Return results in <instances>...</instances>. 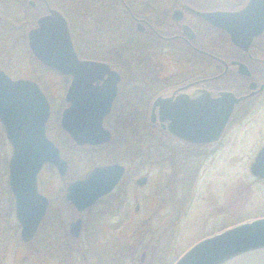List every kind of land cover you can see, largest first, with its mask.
Masks as SVG:
<instances>
[{
	"label": "flooded vegetation",
	"instance_id": "obj_1",
	"mask_svg": "<svg viewBox=\"0 0 264 264\" xmlns=\"http://www.w3.org/2000/svg\"><path fill=\"white\" fill-rule=\"evenodd\" d=\"M134 2L136 4H133L132 0H0V70L14 81H32L41 87L50 103L46 136L60 148L63 159L69 165L68 173L64 177L60 176L56 167L50 164H46L39 173L38 194L48 202L45 214L33 237L27 236L25 239L23 225L18 218L16 199L10 187L13 145L0 119L2 135L0 155L3 156L4 153L8 161L7 171L4 173L7 190L0 189V264H120V257L125 258V255L121 256L118 248L121 238L131 240L138 232L137 227L151 225L152 217L156 215V211L161 210L157 207L158 203L162 210H166L169 205L171 209H176L179 200L174 201L173 198L175 193L181 194L182 188L179 186L187 188L185 182L188 176L190 185L187 191L192 193L200 178L201 169L212 157L228 146L232 132L247 126L245 130L248 131V136L260 134L264 137V130L255 129L256 126H264V121L261 124L257 122L260 115L264 117V33L255 38L249 51L245 52L231 42L225 31L213 27L185 8L190 6L199 10L192 5L181 4L178 0H175L171 8L168 0H134ZM178 10L182 11V19L176 14ZM53 11H58L66 20L72 43L81 60L105 62L90 55L83 56L79 53L82 51L99 52L106 48V50H120L122 42L118 44L116 41H120L122 23L129 24L135 33L145 36L150 50L159 48L165 50L171 46H180L191 53L192 59L181 60L179 63L176 72L179 81L165 83L164 89L155 97L150 94L147 97L149 99L145 104L147 126L162 132L163 138L159 141L161 153L150 154L145 157L146 159L144 158L145 160H140L141 163H145L144 165L138 162L142 157L138 156L135 150L136 130L125 127L137 126L136 115L132 118L130 114V109L136 107L129 98L132 93L136 97L137 92L133 90L135 84L133 83V86L129 84L128 87L132 91L129 90L126 94L129 95L128 97H122L123 85L126 84L127 79L120 67L105 62L121 75L118 94L110 113L104 120V127L111 132L109 142L81 146L62 128L63 112L70 106L66 101V94V107L60 113L57 122L54 121L56 117L53 104L42 86V79L51 73L63 77L67 81L68 91L72 77L43 65L34 55L30 45L31 32L38 29L40 20L51 16ZM122 18L125 21L122 22ZM199 21L212 27L209 43H202L198 39L199 30L202 28L199 26ZM185 25L192 29L193 32H189L192 38L185 33ZM216 29L228 35L226 42L219 43L215 40L214 35L218 32ZM20 49L24 50L25 56H18ZM216 50L220 53L216 54ZM153 79L150 76L147 82L150 89L155 86ZM179 89L183 90L177 92ZM222 92H233L237 98L244 99L235 105L217 141L209 144H191L172 135L167 129L168 122L162 124L159 120L152 121L153 104L160 96L177 98L183 94L196 99L209 94L210 98L216 99ZM139 93L146 98L145 91ZM126 113L130 114L127 118L124 117ZM118 128L125 134L120 135ZM152 141L153 138L147 146L149 153L151 152L149 148L152 149ZM125 142H129L130 148L121 150ZM61 144H68L76 152L83 151L90 154L85 159L88 164L95 162L94 156L98 150L114 145L118 146V150L116 149L114 160L96 164L83 177L79 175L72 179L75 177L71 172L72 161L65 154ZM256 150L249 174L257 180L254 184L258 182L264 184V176L255 175L252 171L257 158L260 155L264 156V144L257 146ZM229 154L230 152L226 151L223 159L227 160ZM178 160L182 163L183 170L187 166L189 169L192 165V171L191 173L189 170L183 171L182 179L174 182L177 175L175 171L178 172L176 166ZM114 164L125 169L115 189L98 199L92 206L78 210L68 199L69 186L73 182L84 180L98 167ZM155 172L158 176L154 175ZM175 183L179 185L176 186ZM156 190L160 193L153 197V191ZM154 200H157L155 204ZM191 203L189 201L186 207L180 203L179 208L185 207L184 211H186ZM38 204L39 202L36 203ZM167 217L168 214H164L161 219H157L158 225H163ZM106 245L109 246L108 260L104 261L102 256L106 253L101 254L99 248ZM128 251L130 252L129 248ZM145 256L146 250L142 253L141 263H144Z\"/></svg>",
	"mask_w": 264,
	"mask_h": 264
},
{
	"label": "water",
	"instance_id": "obj_2",
	"mask_svg": "<svg viewBox=\"0 0 264 264\" xmlns=\"http://www.w3.org/2000/svg\"><path fill=\"white\" fill-rule=\"evenodd\" d=\"M185 8L225 31L231 42L245 52L249 51L254 39L264 33V0H248L243 8L234 11ZM176 14L182 19L181 10ZM184 31L189 35L193 32L187 25ZM30 45L43 65L72 77L66 93L70 106L63 112L62 128L81 146L109 142L111 132L104 127V120L118 94L120 73L108 63L81 60L72 43L68 24L58 11L40 20L38 29L30 34ZM210 97L209 94L196 99L183 94L177 98L160 96L153 104L152 121L168 122L167 129L172 135L191 144L217 141L235 105L244 98H237L233 92H222L216 99ZM49 117L50 103L36 82L14 81L0 70V119L13 145L10 187L25 239L33 237L48 202L38 194L39 173L50 164L64 177L69 168L60 148L46 136ZM252 171L264 176L263 155L257 158ZM124 172V167L117 164L94 169L84 180L69 186V201L80 211L92 206L115 189ZM262 253L264 217L201 239L174 264H237L246 257Z\"/></svg>",
	"mask_w": 264,
	"mask_h": 264
},
{
	"label": "rangeland",
	"instance_id": "obj_3",
	"mask_svg": "<svg viewBox=\"0 0 264 264\" xmlns=\"http://www.w3.org/2000/svg\"><path fill=\"white\" fill-rule=\"evenodd\" d=\"M132 1L133 4H136L134 0ZM168 1L170 2V8L173 7L175 0ZM178 1L181 4L184 3L192 5L199 10L210 11L237 10L242 8L248 0ZM154 4H156V2ZM121 20L122 22L125 21L123 18ZM120 27L122 34H130L129 25L128 28H126V24L122 23ZM125 40L132 43L140 42L139 39L132 37H126ZM142 40L143 43L146 44L141 45L146 48L147 41L144 40V38ZM119 42L120 41L118 40L116 41L118 44ZM129 47L130 46H128V48ZM174 47L176 46H171L170 48L163 50L162 57L158 61L155 60L163 67V78L166 75L171 77V74L176 73L179 67V63H177L178 61L175 58L169 57L176 49H178ZM106 49L99 52H82L86 53L87 55L89 54L90 57L99 60V57L106 55ZM20 50L21 52L18 53V56H25L26 53L24 50ZM116 59L119 64H121L124 76L127 79L126 84L123 85L122 91L124 92L122 97H128L129 95L126 94L129 93V90L132 91V89L128 87L129 84L132 86L133 83L135 84V86H133V90L137 92V96L135 97V94L132 93L129 98L130 101L135 104L136 108L132 107L130 109V114L132 118H134V115H136V125L142 126V123L140 122L141 118L143 117L142 113L146 115L145 119H147V112L145 110L146 100L143 99V94L139 93L137 89L143 85V82L138 83V81H143L145 75L144 73H141L140 69H138L133 64L131 57L119 54L116 56ZM174 76L178 75L174 74ZM177 81H179V79L176 77L175 80L170 82L168 81V83H176ZM42 86L52 101L53 111L56 117L54 121L57 122L58 118L60 117V113L66 107L65 94L67 91V81L65 78L51 73L49 75L47 74L46 77L42 79ZM159 88H161V86ZM151 90L153 91L154 87L151 88ZM155 91L156 93H154ZM147 93L150 94L151 92L148 91ZM152 94L153 97L157 95L156 88ZM130 114L126 113L124 117L127 118L130 116ZM145 121V124L147 125V120ZM263 121L264 117L260 115L257 122L261 124ZM127 123L133 124L131 122ZM137 126L125 127L126 129L129 127L130 129L134 130L137 128ZM247 128L248 127L245 126L243 129L235 130L232 132L233 135L230 131L231 134H229L231 135V139L228 142V146L224 148L227 149L226 151L230 152L228 159H223L226 154L224 149L221 150L222 152L220 151L219 154L212 157L201 169L200 178L191 194L189 191H187V188L190 185V181L187 176V180L185 182V186L187 188L185 189L184 186H179L182 188L181 194L175 193L174 195L173 200H179V205L176 207V209H171V205H169L167 206L166 210H162L160 204L158 203L157 205L159 206L157 207L161 210L156 211V215L154 214L152 217L153 219L151 225L146 224L145 226L142 225L137 227L138 232L136 233V236L131 238V240H122L121 238L119 241L120 246L118 248L121 251V256L125 255V258L120 257V264H128L127 262L130 264H174L185 251H187L191 246L201 239L219 233L239 223L264 217V184L260 182L254 184L257 182V180L249 174L251 161H253L252 158L257 152V146L264 144V137L260 134L248 136V131L245 130ZM255 129L264 130V126H256ZM118 132L120 135L125 134L120 128H118ZM140 132L142 133L143 131L140 130ZM0 136L2 138L1 134ZM124 144L125 145L121 148V150L130 148L128 146L129 142H125ZM61 145L65 149V154L72 161L71 172L75 174V177H72V179L79 175L80 177H83L90 170V168L96 164H102L114 160L116 149L118 150V146L115 145L107 147L106 149L98 150L94 156L96 159L94 160L95 162H89L88 164L85 162V159L90 154H87L83 151L76 152L71 147H69L68 144ZM140 149L141 150L139 151L141 152L143 148L141 147ZM145 159H138V162L141 163L140 160ZM141 164L144 165L145 163ZM181 164L182 163H180L179 160L176 161L178 172L175 171L177 175L173 180L174 182H178L179 179H182L183 171L189 170V173L192 171V165L189 169H187V166L183 170V167L181 168ZM155 173L156 174L154 175L158 176L157 172ZM175 184L176 186L179 185V183ZM158 188H160V186ZM158 193H160L158 190L153 191L152 196L155 197ZM156 201L154 200L153 203L155 204ZM189 201L192 203L190 204V208L188 209L187 213H185L184 209L186 205H188ZM180 203H183L185 206L183 209L179 208L181 205ZM164 214H168L167 220L163 225L159 226L157 219H161ZM128 248L130 252L128 251ZM99 250H101V254L106 253L105 256H102L103 260H108L107 252L109 251V246L106 245L103 248H99ZM144 250H146V256L144 263H141L142 253ZM246 258L247 259L244 258L245 260L243 259V262L237 264H264V253L255 254L250 258Z\"/></svg>",
	"mask_w": 264,
	"mask_h": 264
},
{
	"label": "trees",
	"instance_id": "obj_4",
	"mask_svg": "<svg viewBox=\"0 0 264 264\" xmlns=\"http://www.w3.org/2000/svg\"><path fill=\"white\" fill-rule=\"evenodd\" d=\"M128 25L129 24H126V26H127L126 28H128ZM199 26H202V28L199 30V37H198L199 41L202 43L203 42L209 43V41H210V39H209L210 38V29L212 27H209L208 25L203 24L200 21H199ZM129 28H130L129 29L130 34L124 35L120 32L119 38H120V42H122V44L120 46V50H118V51L107 50V51H105L106 55H102L99 58L102 61L111 63L115 67H120V69L122 70L121 64H119V62L117 61L116 56H118L119 54H122V55H127V56L131 57L133 64L138 69H140L141 73H144V75H145L143 81H138V83L143 82V85L139 89H137V88L136 89L139 92H141V91L146 92L147 96H145L146 98H144V99L148 102L149 101V99L147 98V97H149V94L147 93L148 91L153 92L156 88L157 93H159L160 91H162V89H164L163 87H164L165 83H168V81L170 82L172 80H175V78L177 76H174V74H176V73L171 74V77L166 75L164 77V79L162 80L163 73H164L163 67L159 62H156L155 60L158 61L162 57L163 49L159 48L156 50H150V49H148V47L145 48L143 45H141V44H146V43H143V40H142L143 38H144V40H147L145 38V36L140 35L138 33H135L130 25H129ZM216 31H218L217 34L214 35L216 41H218L219 43H221V42L223 43V42H226L228 40V35L226 33H224L221 30H218V29H216ZM126 37H132V38L139 39L140 42H133V43L127 42L125 40ZM128 46H130V47L128 48ZM174 48H178V49H176L173 52V54L169 57L175 58L178 61L177 63H180L181 60H188V58H191L190 57L191 53L187 49H184L180 46L179 47L176 46ZM79 53L83 56L87 55L86 53H83V52H79ZM218 53H220V52L218 50H216V54H218ZM165 55H167V54H165ZM109 58H111V59H109ZM150 76H151V78L152 77L154 78L153 79L154 80L153 85H155V86H154L153 91L150 89V87L148 88L149 84H147ZM160 86H161V88H159ZM154 93H156V91ZM153 94L150 93V95H153ZM142 115H143V117L141 118V121H140L142 123L141 124L142 126H137V128L135 129V130H137L136 131L137 133L135 134L136 135V147H135L136 153L138 156H141L142 158H145L146 156H148L150 154L159 155L161 153V143L159 141L163 138L162 132L156 131L152 126H147L145 124L146 123L145 120H147V119H145L146 115L143 113H142ZM140 130H142L143 132L141 133ZM152 138H153L152 149L149 148L151 150V152L149 153V152H147V146L150 144ZM155 139H158V141ZM141 147L143 149L140 152L139 150H141L140 149ZM2 155L3 156L0 155V189L7 190V184L4 181L5 180L4 177L6 175L4 173L7 171L8 161H7L4 153ZM188 209L185 211V213H187Z\"/></svg>",
	"mask_w": 264,
	"mask_h": 264
}]
</instances>
